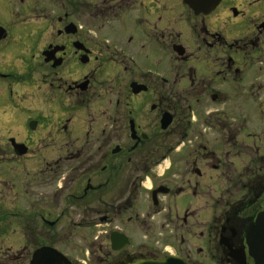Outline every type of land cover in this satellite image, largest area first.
Masks as SVG:
<instances>
[{"label": "flooded vegetation", "instance_id": "flooded-vegetation-1", "mask_svg": "<svg viewBox=\"0 0 264 264\" xmlns=\"http://www.w3.org/2000/svg\"><path fill=\"white\" fill-rule=\"evenodd\" d=\"M255 256L264 0H0V264Z\"/></svg>", "mask_w": 264, "mask_h": 264}, {"label": "water", "instance_id": "water-1", "mask_svg": "<svg viewBox=\"0 0 264 264\" xmlns=\"http://www.w3.org/2000/svg\"><path fill=\"white\" fill-rule=\"evenodd\" d=\"M184 1L185 3L189 4L195 11H205V10L210 11L214 9L215 5L218 3L219 0H207L205 2L203 0H184ZM252 244L253 242L251 241V245ZM45 256L50 257L51 259L53 258V255L49 254L48 252H45ZM255 257L256 260L259 262V264H264V256H255ZM68 264L70 263L68 262ZM138 264H186V263L183 262L181 258L170 257L162 262L147 261Z\"/></svg>", "mask_w": 264, "mask_h": 264}, {"label": "rangeland", "instance_id": "rangeland-1", "mask_svg": "<svg viewBox=\"0 0 264 264\" xmlns=\"http://www.w3.org/2000/svg\"><path fill=\"white\" fill-rule=\"evenodd\" d=\"M4 133H5V132H4ZM5 147H6V144L3 143L2 148H5ZM56 153H57V152H56Z\"/></svg>", "mask_w": 264, "mask_h": 264}]
</instances>
